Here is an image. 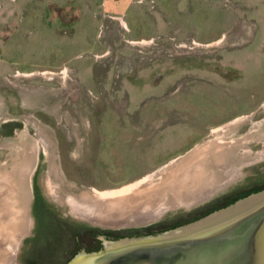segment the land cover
Returning a JSON list of instances; mask_svg holds the SVG:
<instances>
[{
    "label": "rangeland",
    "instance_id": "1",
    "mask_svg": "<svg viewBox=\"0 0 264 264\" xmlns=\"http://www.w3.org/2000/svg\"><path fill=\"white\" fill-rule=\"evenodd\" d=\"M0 99V164L24 137L38 145L18 264L54 258L36 252L39 221L53 249L70 227L140 226L80 215L69 199L84 190L150 178L217 136L239 141L223 167L208 158L210 196L150 221L192 226V212L216 216L264 188V0H0Z\"/></svg>",
    "mask_w": 264,
    "mask_h": 264
},
{
    "label": "bare ground",
    "instance_id": "2",
    "mask_svg": "<svg viewBox=\"0 0 264 264\" xmlns=\"http://www.w3.org/2000/svg\"><path fill=\"white\" fill-rule=\"evenodd\" d=\"M2 109L0 99V111ZM240 121L224 128L231 131ZM28 139L22 140L24 146L19 149L22 155H13L9 163L0 164V264H16L20 240L29 223L21 193L30 177L38 145L33 137L31 141ZM238 143L217 136L197 145L150 178L113 191L84 190L80 200L72 198L69 203L80 215L106 223L118 221L133 225L151 221L168 206H189L210 196L218 183H215L213 170L206 167L208 158L214 157L217 166L223 167L224 153ZM167 199L172 204L167 205Z\"/></svg>",
    "mask_w": 264,
    "mask_h": 264
},
{
    "label": "water",
    "instance_id": "3",
    "mask_svg": "<svg viewBox=\"0 0 264 264\" xmlns=\"http://www.w3.org/2000/svg\"><path fill=\"white\" fill-rule=\"evenodd\" d=\"M67 264H264V189L192 226L116 241Z\"/></svg>",
    "mask_w": 264,
    "mask_h": 264
},
{
    "label": "flooded vegetation",
    "instance_id": "4",
    "mask_svg": "<svg viewBox=\"0 0 264 264\" xmlns=\"http://www.w3.org/2000/svg\"><path fill=\"white\" fill-rule=\"evenodd\" d=\"M38 200L39 198L36 200L37 203ZM203 211L201 213L197 211L192 212L191 214L188 215L186 220L184 218V222L191 221L190 223L192 224L193 223L192 220H195L194 218L198 217L197 218L198 220L203 217H209L208 215H210L209 213L212 212L213 209L210 208L207 209L206 211L205 210ZM48 213L50 215L52 214V212H48ZM41 219L43 220V218ZM53 219H54V214H53ZM61 223H65V222L61 221ZM182 224L183 222L180 223L175 221L170 222V221H166L165 219L154 222L148 221L139 224L140 226H134V227H123V226H119L117 228L92 227V229L90 230H84V228L78 226L70 227V225H68L72 233L68 234L66 237L64 236L63 238H61L62 240H59V243L57 245L59 247L56 249H53L50 246L53 243L52 238L54 237V233H53L54 229L51 227V225L47 228L44 225V223L41 224V222L39 221V225L41 226L40 235L39 232H37V235L34 233L33 236H35V238L37 239L36 245L40 247H44V248H38L36 252H39L40 254H42L41 256L47 258L51 256L54 257L52 260H49V262L43 261L45 262L44 264H67L76 257L96 253L102 250L105 246L112 244L116 241L154 237L166 232L173 231L177 229V226ZM34 225H36V222L34 223ZM45 227L46 229H44ZM16 264H18L17 256H16Z\"/></svg>",
    "mask_w": 264,
    "mask_h": 264
},
{
    "label": "crops",
    "instance_id": "5",
    "mask_svg": "<svg viewBox=\"0 0 264 264\" xmlns=\"http://www.w3.org/2000/svg\"><path fill=\"white\" fill-rule=\"evenodd\" d=\"M87 1H88V0H81V4L85 6V5H87ZM104 3H105V2H103V1H102V3H101V4H102V6H103V4H104ZM106 3H108V2H106ZM70 4H71V6H70V5H69V6L71 7L70 9L72 10V8H73L74 6H76V5L72 6V5H73V3H72V2H71ZM66 10H67L66 12H68V11H69V9H68V8H67ZM71 10H70V11H71Z\"/></svg>",
    "mask_w": 264,
    "mask_h": 264
},
{
    "label": "trees",
    "instance_id": "6",
    "mask_svg": "<svg viewBox=\"0 0 264 264\" xmlns=\"http://www.w3.org/2000/svg\"><path fill=\"white\" fill-rule=\"evenodd\" d=\"M263 189H264V188H263ZM258 191H259V190H258ZM255 192H257V191H255ZM255 192H254V193H255ZM245 197H246V196H245ZM245 197H242V196H241L242 199H244Z\"/></svg>",
    "mask_w": 264,
    "mask_h": 264
}]
</instances>
